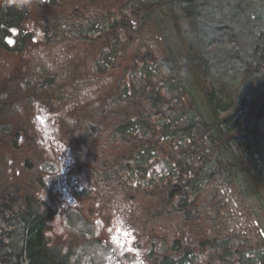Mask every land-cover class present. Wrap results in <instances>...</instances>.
Here are the masks:
<instances>
[{"label": "trees", "instance_id": "obj_1", "mask_svg": "<svg viewBox=\"0 0 264 264\" xmlns=\"http://www.w3.org/2000/svg\"><path fill=\"white\" fill-rule=\"evenodd\" d=\"M9 1L0 7V41L9 25L22 29L24 42L42 38L43 65L33 58L22 75L55 111L53 127L78 153V167L112 195L135 202L139 191L137 203L147 199L150 228L139 229L151 263L264 264V233L237 232L244 227L221 194L229 184L244 195H256L254 187L264 193L257 144L264 0ZM177 5L195 39L174 55L163 51L150 16ZM184 67L199 84L224 77L260 97L236 102L204 88V105L188 109L186 96L195 93H187L183 71L177 78ZM18 186L0 182V264H64L47 251V217L35 196Z\"/></svg>", "mask_w": 264, "mask_h": 264}, {"label": "flooded vegetation", "instance_id": "obj_2", "mask_svg": "<svg viewBox=\"0 0 264 264\" xmlns=\"http://www.w3.org/2000/svg\"><path fill=\"white\" fill-rule=\"evenodd\" d=\"M11 4L12 1L0 0V7H9ZM19 28L17 25L6 26V33L0 41V74L3 78L0 79V119L14 117L8 121L11 130H2L0 136L8 164L17 168L13 175L8 174V180L17 185L25 183V191L32 189V196H40L44 204L42 213L47 217L44 227L47 225L44 231L47 251L52 249L51 255L64 264H76V258H83L79 253L81 241L90 236L82 228H68L66 225L64 228L59 216L63 212L64 219V215L69 213L65 211L71 210L86 212L85 215L93 221L95 228L92 230L97 228L99 234L93 240L106 246L113 245L110 246L111 264H136L138 259L143 260L144 264H153L143 246L146 242L143 240L145 233L139 229L150 228L142 217V208L147 204L144 202L145 197L143 202L137 203L142 196L139 191L134 194L138 199L135 202H128L120 193L112 195L106 183L86 174L85 168L78 167L82 164L78 153L73 147L67 148L60 140L59 130L53 127L57 116L55 111L43 98L27 88L35 85V82H27L26 76L22 75L27 62H33V58H36L40 67L43 65L42 38L37 39L36 36L31 43L24 42ZM46 65L51 66L49 62ZM15 139L17 143L13 144ZM35 164H40L39 176L31 178ZM117 217L123 220L119 225V233ZM167 225L179 227L178 222L172 220H168ZM125 231L131 233L130 240L114 239ZM74 245L77 249H72Z\"/></svg>", "mask_w": 264, "mask_h": 264}, {"label": "rangeland", "instance_id": "obj_3", "mask_svg": "<svg viewBox=\"0 0 264 264\" xmlns=\"http://www.w3.org/2000/svg\"><path fill=\"white\" fill-rule=\"evenodd\" d=\"M159 9L160 11H156L150 16L152 20V22L150 23V28H153V34L155 35V37L156 34H158L163 51L165 53L174 55L181 54L184 49L185 51H187L188 49L186 48V46L190 43H194L193 41L195 39V35L193 33H189L188 22L184 17H181L180 7L177 5L170 8L161 7ZM61 23H63L62 20ZM175 62L179 63L180 61L176 60ZM46 69L49 70L48 72H50L53 67L46 65ZM181 71H183L185 75L183 85L186 88L187 93L189 91L195 93L192 96H188L186 93L187 96L185 100V106L188 109L191 106V102L198 103L201 100L202 105H204V98L201 94V91H203L204 88H207L209 91L213 88L214 91H216L217 95L222 96L223 98H228V95H230L231 99H234L236 102H240L242 100L252 101L260 97V93L258 91H255L253 88H246L245 85L236 87V84L230 83L228 81L226 82V79L224 77L219 78V80L214 79L212 82L207 81L201 82V84H199L200 81L197 82L190 70L185 67L179 70V72L177 73V78H179V73ZM0 79H3L2 74H0ZM202 108L203 110H205L206 106H202ZM9 118L11 120L14 119V117L12 116L4 118L3 120L0 119V133L2 130H11V128L8 126ZM257 122L259 126L257 144H260V148H262L259 151V154L264 155V107L261 116H259V118L257 119ZM10 125H12V123ZM16 143L17 139L14 140L13 144ZM4 151V144L1 143L0 136V182H6V184L12 185L13 183H11L7 177L8 174L13 175L14 170L17 168L13 164H8ZM130 153H132V150H130ZM141 155L146 156V160L148 161L156 160L148 157L146 154ZM140 158L141 156H138V159ZM154 168H156V166H154ZM9 169H12L11 172H9ZM64 181L66 180L64 179ZM137 183H139L138 180ZM24 184L25 183L20 184L18 186L19 189H23L25 191ZM253 185L255 184L253 183ZM145 187L147 186H144V184H142V188ZM153 187V183L149 184L148 186L150 190H152ZM253 190L257 191L256 195H244L237 187L233 186V184L221 187L222 197L225 199L226 204H230V207H232V210H234L232 211V215L234 216L237 223H240V225L244 227L236 228V231L239 233H244L249 230L253 234H256V232L264 233V193L258 190L257 187H254ZM29 192L32 193L33 190L30 189ZM144 202L147 203V200H145ZM34 205L37 207V209L40 206V211H43L44 208L42 209V205L44 204L40 200V196H35ZM72 208L76 209L74 208V206ZM66 212L69 213L68 215H64V219H62V215L64 214L63 212H60V214L62 215H59L64 228L65 225L68 228H82L85 230L86 234L90 236L89 239L84 238L83 241H81L79 253L83 255V258L78 257L74 260V262L76 264H111L112 261L110 257L112 249L110 246L100 244L96 242V240H93L95 237H99V234L97 233V228L95 229V231L92 230V228H95L94 223L91 219H89V217L85 215L86 212L76 213L72 212L71 210H67L65 211V213ZM48 228L50 227L48 226ZM72 249H77L76 245L72 246Z\"/></svg>", "mask_w": 264, "mask_h": 264}, {"label": "clouds", "instance_id": "obj_4", "mask_svg": "<svg viewBox=\"0 0 264 264\" xmlns=\"http://www.w3.org/2000/svg\"><path fill=\"white\" fill-rule=\"evenodd\" d=\"M116 222H117V232H120V227L119 225H121L123 223V220H121L119 217L116 218ZM131 238V233L129 231H125L123 232L121 235H118L117 237H115L114 239L120 241V240H130ZM136 264H144L143 260L138 259Z\"/></svg>", "mask_w": 264, "mask_h": 264}]
</instances>
